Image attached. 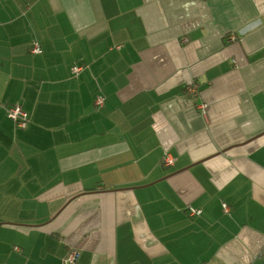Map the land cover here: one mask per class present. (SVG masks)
Masks as SVG:
<instances>
[{"label": "crops", "instance_id": "crops-1", "mask_svg": "<svg viewBox=\"0 0 264 264\" xmlns=\"http://www.w3.org/2000/svg\"><path fill=\"white\" fill-rule=\"evenodd\" d=\"M72 248L264 264V0H0V264Z\"/></svg>", "mask_w": 264, "mask_h": 264}, {"label": "built area", "instance_id": "built-area-1", "mask_svg": "<svg viewBox=\"0 0 264 264\" xmlns=\"http://www.w3.org/2000/svg\"><path fill=\"white\" fill-rule=\"evenodd\" d=\"M229 38L232 40L234 39V36L230 35ZM183 42L186 41V39H182ZM31 52L37 53L40 51V48L37 43H34L32 48L30 49ZM82 69V66L80 64L74 63L71 66V74L72 75H77L80 70ZM185 90L187 93L194 95L196 94V85L194 82H190L187 84L185 87ZM94 104L96 106H101L103 104V97H96L94 100ZM199 108L202 110V112L205 111V104H200ZM7 112L9 117L12 119L14 122L15 126L18 128H24L27 124L28 121V114L23 111L18 103L8 105L7 107ZM176 162V157L171 156L168 152H165L161 158V163L165 167H170L173 166ZM223 211L226 213L229 210V205L226 203H222ZM186 214L190 217L198 215L199 211L193 207H187L185 210ZM16 248V247H15ZM78 258V251L74 248L70 249L65 257L63 258L62 264H76Z\"/></svg>", "mask_w": 264, "mask_h": 264}]
</instances>
